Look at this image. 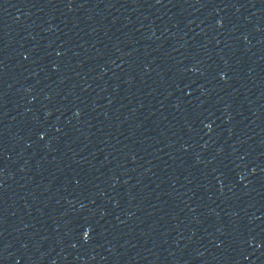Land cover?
Segmentation results:
<instances>
[{
	"label": "water",
	"instance_id": "water-1",
	"mask_svg": "<svg viewBox=\"0 0 264 264\" xmlns=\"http://www.w3.org/2000/svg\"><path fill=\"white\" fill-rule=\"evenodd\" d=\"M9 264H264V0H0Z\"/></svg>",
	"mask_w": 264,
	"mask_h": 264
}]
</instances>
